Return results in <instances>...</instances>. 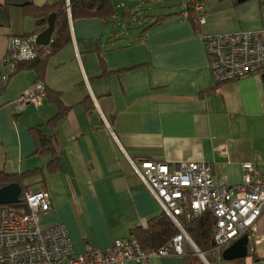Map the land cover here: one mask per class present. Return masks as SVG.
Here are the masks:
<instances>
[{"label":"crops","instance_id":"crops-1","mask_svg":"<svg viewBox=\"0 0 264 264\" xmlns=\"http://www.w3.org/2000/svg\"><path fill=\"white\" fill-rule=\"evenodd\" d=\"M26 1L0 0V171L37 170L25 182L47 189L52 203L40 222L64 224L77 254L134 237L133 229L161 212L133 163H208L215 181L229 186L242 184L244 163L264 171V73L215 83L204 42L263 29L264 0H203L205 24L196 27L182 12L142 36L126 23L117 34L96 17L71 20L72 41L50 57L43 80L69 107L56 121L50 97L38 108L18 101L35 71L1 78L9 73V39L36 29ZM34 128L53 136L56 170L38 151ZM256 233L261 241L251 240L245 258L211 264H264V212ZM187 263L164 256L148 264Z\"/></svg>","mask_w":264,"mask_h":264},{"label":"built area","instance_id":"built-area-1","mask_svg":"<svg viewBox=\"0 0 264 264\" xmlns=\"http://www.w3.org/2000/svg\"><path fill=\"white\" fill-rule=\"evenodd\" d=\"M193 19L203 25L207 21L204 2L195 5ZM13 35L8 51L17 61L31 59L30 41ZM209 69L215 83L237 80L249 74L264 73V28L204 36ZM13 65L11 71H13ZM6 79V77H2ZM46 97L43 81L18 98L21 104L36 108ZM134 170L171 218L179 233L158 249L145 248L134 238L116 240L109 248L89 247L77 254L64 224L42 225L40 214L52 209L47 189L24 193V204L30 212L16 207L0 206V264H123L136 261L148 264L164 256H182L189 244L198 248L184 228L206 212L215 218L214 250L221 255L245 234L250 241L260 242L257 221L264 212V171L254 163L243 164L240 185H222L215 181L208 163L183 162L170 165L144 160L133 163ZM19 204V203H17Z\"/></svg>","mask_w":264,"mask_h":264},{"label":"trees","instance_id":"trees-1","mask_svg":"<svg viewBox=\"0 0 264 264\" xmlns=\"http://www.w3.org/2000/svg\"><path fill=\"white\" fill-rule=\"evenodd\" d=\"M123 1V0H122ZM121 0H50L43 4H36L34 2L26 1L23 5L25 12L35 19L36 29L32 34L20 35L24 39H31L44 31L48 26L49 16L56 14L55 30L51 41L48 45H42L36 41H30L34 51V57L31 59H23L17 61L13 58V53L7 51L4 58V65L9 67V73L4 76L12 78L14 75L22 70H33L37 74V81H43L46 73L47 62L50 57L57 54L61 49L67 46L72 41L71 34V20H78L84 18L96 17L102 20L106 25H111L112 33H119L123 23H126L128 30L137 32V35H144L155 27L167 22L170 18L178 13H188L192 17L195 14V5L203 0H183L178 4L169 5L170 11L168 13H160L152 15L150 13H143L141 8L135 4H124ZM161 0H145V2H160ZM185 1V2H184ZM186 9L176 12L174 7L177 5H184ZM164 7L163 5L159 6ZM168 7V6H166ZM144 11V10H143ZM194 25L197 27L198 22L194 19ZM18 36V35H17ZM13 65L14 70L11 71ZM5 79V80H6ZM46 86V84H45ZM46 96L54 100L58 106V113L51 120H60L68 113L69 107L63 105L60 92H57L46 86ZM87 100L84 102L86 103ZM1 106V105H0ZM56 122L52 123L54 125ZM35 133L38 143V151L45 152L51 157L49 161L50 169H57L58 154L56 153L53 136H49L39 128L32 129ZM37 170H30L24 173H9L0 171V188L10 183H19L22 187L19 204H10L8 206L16 207L24 212H30L29 208L24 204V193L28 185L25 179L30 178L36 174ZM184 228L187 230L193 241L204 252L209 261L214 263L216 260L222 259L214 250V227L215 218L211 212L202 214L199 218L190 223L183 221ZM179 229L171 220V218L161 208V212L150 218L145 227H138L133 229L134 238H136L140 245L145 248L158 249L163 244L167 243L179 233ZM213 254L217 255L213 257ZM187 264H203L200 259L195 256L192 247L188 244L186 246L184 255Z\"/></svg>","mask_w":264,"mask_h":264},{"label":"water","instance_id":"water-1","mask_svg":"<svg viewBox=\"0 0 264 264\" xmlns=\"http://www.w3.org/2000/svg\"><path fill=\"white\" fill-rule=\"evenodd\" d=\"M55 19H56V14H51L49 16L48 26L44 31H42L37 35L36 42L42 45H48L50 43L52 35L55 30ZM21 193H22V187L19 183H10L6 186L1 187L0 206L19 203ZM249 243H250L249 235L245 234L222 252L223 259L230 261L239 258H245L248 255ZM195 252L199 255L201 253H204L201 250H198V248L197 249L195 248ZM202 260L204 264H210L206 261L204 257H202Z\"/></svg>","mask_w":264,"mask_h":264},{"label":"rangeland","instance_id":"rangeland-1","mask_svg":"<svg viewBox=\"0 0 264 264\" xmlns=\"http://www.w3.org/2000/svg\"><path fill=\"white\" fill-rule=\"evenodd\" d=\"M122 1V0H121ZM124 1V2H123ZM122 2L124 4H135L137 6H139L141 8V11L143 13H150L152 15H157V14H160V13H168L170 11V7L169 5H172V4H178L179 2L183 1V0H161L160 2H153V3H150V2H145V0H123ZM185 2V1H184ZM160 5H163L164 7H159ZM168 6V7H166ZM184 6L185 8V3L184 5H177L174 7L175 10H180L182 7ZM144 10V11H143ZM109 34H110V30H109ZM28 189L32 190L33 192H36L39 190V186L33 184V185H30L27 187ZM190 236V235H189ZM191 237V236H190ZM192 239V238H191ZM193 241V239H192ZM194 242V241H193ZM195 243V242H194ZM197 246V245H196ZM198 247V246H197ZM194 253H195V256H197L201 262H203L202 260V257H204L206 259V261L208 263H211L207 257V255L205 253H201L200 255L197 254L195 252V249L194 247L192 248ZM198 250L199 247H198ZM202 256V257H201ZM204 264V262H203Z\"/></svg>","mask_w":264,"mask_h":264},{"label":"clouds","instance_id":"clouds-1","mask_svg":"<svg viewBox=\"0 0 264 264\" xmlns=\"http://www.w3.org/2000/svg\"><path fill=\"white\" fill-rule=\"evenodd\" d=\"M36 38H37V35H36ZM251 242V241H250ZM250 244V243H249ZM211 264V263H210Z\"/></svg>","mask_w":264,"mask_h":264}]
</instances>
